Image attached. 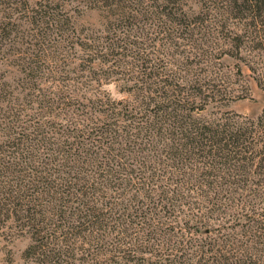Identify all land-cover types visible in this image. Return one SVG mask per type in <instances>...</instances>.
Instances as JSON below:
<instances>
[{"label":"trees","instance_id":"1","mask_svg":"<svg viewBox=\"0 0 264 264\" xmlns=\"http://www.w3.org/2000/svg\"><path fill=\"white\" fill-rule=\"evenodd\" d=\"M87 3L96 30L49 0H0L35 49L16 85L0 74V103L35 110L23 126L2 119L0 233L27 240L25 264H264V133L224 110L238 97L215 62L239 61L264 88V0ZM72 50L73 79L41 90L40 61L66 73Z\"/></svg>","mask_w":264,"mask_h":264},{"label":"rangeland","instance_id":"2","mask_svg":"<svg viewBox=\"0 0 264 264\" xmlns=\"http://www.w3.org/2000/svg\"><path fill=\"white\" fill-rule=\"evenodd\" d=\"M30 3L38 2L39 0H28ZM46 1V0H43ZM50 2L60 5L62 11L65 12L73 24L77 28H87L96 30L97 29V20L98 14L96 11H91L88 9L87 0H49ZM15 4H8L7 6H0V13H5L6 15H11V20L16 24V31L19 33L17 38H14L10 41H7L4 49H12L9 51V54H4L0 52V74L4 73L5 77L3 80L10 83L11 86L16 85L18 82L19 69L17 65H20L21 61L25 57H31L34 53V47L25 45L24 39L21 38V35L28 36L31 34V30L25 23H19L18 18L20 17V12L16 9ZM17 40V41H15ZM31 40V39H30ZM28 42V40H26ZM32 42V41H31ZM24 43V44H23ZM3 49V51H4ZM79 56H82L81 52L78 50H72L69 54L64 56L66 62L64 63L66 73H60L58 71L63 66L59 65L57 61L50 59L49 57L45 62L40 61L42 68V76L39 81L41 90H58L59 85L56 83L55 79L61 77L65 74L70 79H73V72L77 65V60ZM177 59V58H176ZM220 61H215L218 68L223 70L225 73H229L227 78L226 85L230 86L234 90V95L238 98L234 99L229 103L227 108H224L225 111H230L239 116V121L249 122L253 121L255 124L259 123L261 128L254 133H264V88L257 85L254 75L247 69V67L240 63L237 60H234L228 56H223ZM173 61H170V64L167 66L168 70L176 71L177 67L172 64ZM258 68L264 70V56L258 57ZM236 65L242 71V77L237 78L233 76V73L236 71ZM54 80H50L51 78ZM50 78V79H49ZM70 81V80H67ZM2 80H0V83ZM238 83V84H237ZM69 85H71L69 83ZM104 91H107L111 94L112 98H119L116 90L113 89L112 85L103 87ZM212 109H209L208 113L211 115ZM8 115L12 116V121L16 123V127L23 126L26 124L30 115L35 116V110H30V106L26 105L23 100L13 101L12 103L6 102L0 103V143L5 141L1 127H3V120L6 123L8 121ZM261 118V120H260ZM3 119V120H2ZM13 135V134H12ZM5 234L0 233V264H25L21 258V253L27 243L25 239H19L10 242L6 240Z\"/></svg>","mask_w":264,"mask_h":264}]
</instances>
